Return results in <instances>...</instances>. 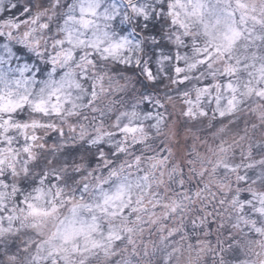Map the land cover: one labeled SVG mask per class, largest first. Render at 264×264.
Wrapping results in <instances>:
<instances>
[{
	"label": "clouds",
	"instance_id": "9594fccd",
	"mask_svg": "<svg viewBox=\"0 0 264 264\" xmlns=\"http://www.w3.org/2000/svg\"><path fill=\"white\" fill-rule=\"evenodd\" d=\"M0 264H264V0H0Z\"/></svg>",
	"mask_w": 264,
	"mask_h": 264
}]
</instances>
